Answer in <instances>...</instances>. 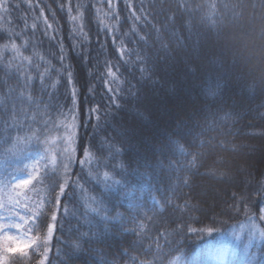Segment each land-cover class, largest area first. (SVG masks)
<instances>
[{"label":"trees","instance_id":"obj_1","mask_svg":"<svg viewBox=\"0 0 264 264\" xmlns=\"http://www.w3.org/2000/svg\"><path fill=\"white\" fill-rule=\"evenodd\" d=\"M9 2L14 7L8 12L0 7V36H3V39H0V80L7 79L9 84H15L19 73H23L24 76L19 77L20 83L27 85L25 91H32L34 98L43 95L45 103L54 107L64 104L71 107L67 96L73 85L67 84L65 69L71 71L74 76V88L79 93L78 107L83 109L80 119L87 121L88 109L101 106L100 128L95 134L98 147L101 141L112 134L110 125L115 123L113 117L120 119L125 115L115 108L110 97L124 108L131 106L128 103L132 99L129 90H140L144 98V107L140 109L144 113V119L140 121L143 136L141 144L129 149L130 156L118 155L115 159H109L108 145L105 144L103 152L93 149V157L83 168L79 164L73 165V171L80 176L84 191L79 187L74 191L70 189V195L62 199V205H67L69 214L58 215L63 232H54L52 250L48 257L51 264H61L62 260L66 261V264H103L104 261H107V264H140L141 261H151L154 256H146L144 251L151 246L152 252H156L153 240L160 233H165L159 238L160 248L164 253L171 248L170 255L161 253L164 264H249L253 256V264H264V239L260 238L257 230H264V221L258 219V214L250 219L242 206L239 212L229 207L232 201L228 200V196L239 189L231 183H218L212 178L197 177L196 183L202 185V188L193 190L181 182L185 175H188L190 182L192 180L191 174L183 170L192 160V156L185 157L179 148L174 154L161 152V146L166 145L170 137L175 138L173 133L183 129L184 134H188L181 121L185 120L193 109L202 108L207 89H215L219 85L223 111L216 114L215 120L209 116L203 134L195 141L196 147H189L184 141L180 142L181 146L192 154H207L210 149L207 146L199 147L200 141H205L206 145L208 142L213 145L225 144V149L216 147L214 154L198 157L197 164H203L199 167V172L213 169L217 175L224 172L234 177L237 184L246 179L243 174L237 173V166L246 167V162H250L254 176L264 170V160L261 159L259 151L264 149V138L254 139L248 135L253 131H264V119L260 118L264 116V107L261 106L264 105V37L261 36V28L264 27V9L261 4L264 0H244L247 8L226 10L225 30L231 50L225 57L219 55L210 37L200 54L192 57L188 69L180 73L178 85L164 84L155 87L151 82L141 80L135 55H132L130 60L128 56H124V60H129L128 64L119 62L120 72H114L119 76L118 80L113 81L111 76H104L108 81L105 84L100 77L107 72L105 60L117 63L122 47L130 53L139 52L148 57H155L160 45L157 41L158 34L151 25L154 23L157 28L160 27L161 18L153 20V6L155 11H159L160 0H113V8H109L106 0ZM177 2L178 0H167L164 11L171 15ZM185 2L192 18L198 21L200 16L209 11L210 4L231 5L235 0ZM141 3L144 6L143 13L138 11ZM128 4L132 7L126 6ZM17 5L18 7H15ZM61 5H65L63 10ZM78 5L85 7L77 10ZM252 5H255V8ZM68 7L72 8L71 16L84 13V19L71 20ZM234 12H240L241 19L231 23L229 21ZM133 13L141 19L137 20ZM184 18L189 19L188 12L184 13ZM25 19L27 29L24 28ZM45 19L52 28H47ZM33 24L36 25L35 29L31 27ZM198 27L201 31H206L202 25ZM133 28L135 32L132 31ZM45 31L47 36L44 35ZM15 33L21 34L16 36ZM52 36L56 38L51 39ZM142 36L145 37L144 40L140 39ZM163 38L167 42L168 38ZM12 43L20 49V56H16L11 49ZM81 52L85 56L83 62L78 55ZM61 55L64 57L63 66ZM22 56L31 57L32 64L23 61ZM5 61H11V66H7ZM38 72L45 73L48 94H42L40 91ZM25 76H31L32 80H25ZM109 87L119 89V95L109 92ZM89 88L94 91H89ZM106 106H110L107 116L104 114ZM51 115L57 127L72 123V118L66 110L63 117L56 116L55 112ZM77 122L79 123V120ZM96 123V114L93 113L91 124ZM199 132L201 129H196L193 136ZM61 134L66 135L63 130L61 133L53 131L47 136H41L39 142L33 139L19 145L18 150H23L19 158L15 155L0 157V173L5 169L12 171L25 162L39 168L44 163L41 157L46 158L49 168L53 167V159L67 147V143L62 145L58 142ZM91 135L89 128V138ZM233 145L241 146L243 150L233 151ZM245 145L255 148L256 151L243 148ZM144 157H148L146 166ZM219 157L223 158L224 163H214ZM129 160L131 167L121 175V169L117 165L121 161L127 165ZM138 161L140 163H137ZM170 163L175 164L176 168L170 167ZM105 172H108L112 179L105 180ZM113 179L120 183L114 184ZM204 189L208 190L207 196L196 195ZM213 189L219 192V196L214 197ZM1 193L4 191H0ZM28 195L35 200L43 199L48 193L44 187L38 186V195L36 192H29ZM93 196L104 201V207L108 209L107 214L110 217H116L117 212L121 213L119 219L105 222L106 227L103 228V235L99 240L95 234L98 232L96 225L100 216L90 211L98 207L90 199ZM186 200L195 206L194 210L189 211L182 207ZM113 204L116 205L115 211H112ZM175 205H180L181 208L177 209ZM252 211L256 212L255 205H252ZM103 214L101 212V215ZM88 220L92 223L89 224ZM141 223L144 224L143 228L140 227ZM184 224L204 231L187 232L184 229V234L177 235L175 229ZM208 228L212 229L211 234L207 232ZM77 229L79 232H87L88 237L84 239L90 237L93 243L86 244L81 239L80 251L57 243V238L68 242L76 240L79 235ZM12 232L14 234L15 230ZM44 234L46 229L41 231V235ZM177 247H181L182 251L176 252ZM57 249H60L59 257ZM36 259L33 257L31 264H36Z\"/></svg>","mask_w":264,"mask_h":264},{"label":"snow or ice","instance_id":"obj_2","mask_svg":"<svg viewBox=\"0 0 264 264\" xmlns=\"http://www.w3.org/2000/svg\"><path fill=\"white\" fill-rule=\"evenodd\" d=\"M109 8H113V0H106ZM161 8L159 11H155L153 15V20H157L160 17V27L157 28L153 23L151 26L154 31L158 34L157 41L159 42L160 48L157 50L155 57H148L139 52H128L123 47L120 51V57L117 63H110L105 60L104 66L107 68V72L100 77L101 81L105 84L108 83L104 79V76H111L113 81L119 79L118 75L115 73L120 72L119 62L123 61L124 64H128L132 55H135L138 71L141 73V80L145 82H151L153 87L163 86L164 84L178 85L180 83L179 75L181 72L186 71L192 62V57L199 55L204 48V44L211 37L213 40L214 47L218 50L221 57H225L226 54L231 50V45L228 42V34L225 30V19L227 16V11H231L239 7L240 9H245L248 7L244 0H235L231 5L223 4L217 5V3L210 4L209 11L204 15L199 17V20L192 18V13L188 9L185 0H178L176 8L172 10V14L168 15L164 9L167 7V0H160ZM132 7L131 4L126 5ZM0 7H3L6 12H8L14 6L9 2V0H2L0 2ZM15 7H18L15 6ZM61 10L64 9L65 5H61ZM80 7H85L83 5H78L77 10ZM255 8V5H252ZM261 8L264 9V3L261 4ZM227 10V11H226ZM72 8L68 7L69 18L71 20H83L84 13H79L77 16H71ZM140 12H144V6L141 3ZM188 12L189 19L185 20L184 13ZM43 14V12H41ZM150 15L152 13H149ZM163 14V15H162ZM55 15V14H53ZM135 16V13H133ZM137 20L141 19L140 16H135ZM253 18L254 13H253ZM241 19L240 12H234L231 18V23H236ZM264 19V17H262ZM45 24L47 28H52V25L48 23L45 19ZM198 25H202L206 31H201ZM28 25L26 23L24 28L27 29ZM32 29H35L36 25L33 24ZM82 30V28H81ZM135 32V28L132 29ZM187 33V35H185ZM21 33H15L19 36ZM162 34V35H161ZM44 35H48L45 31ZM261 36L264 37V27L261 28ZM163 37H167V42H165ZM52 36L51 39H55ZM3 39V36H0ZM11 39V37H9ZM144 40L145 37H140ZM115 43V40L113 41ZM7 47V45L5 46ZM75 47V45H73ZM102 47V46H101ZM83 48V44H81ZM11 49L16 54L20 56V49L15 43L11 44ZM63 53V48L60 49ZM39 55V54H37ZM80 60L83 62L85 60L84 53L78 54ZM124 56H128L129 60H124ZM63 55L60 56L61 65L63 66ZM23 61H27L29 65L32 64V59L29 56H22ZM90 63V59L88 61ZM7 66H11V61H5ZM39 67L38 65L36 66ZM114 70V71H113ZM19 73V69H17ZM47 72V69H45ZM67 75V84L73 85L72 90L69 92L67 99L71 103V107L68 104L60 106H52L49 103H45L43 100V95L39 98H34L32 91H25L27 87L26 84L20 83V76H24L23 73H19L17 77V82L15 84H9L7 79L0 80V157L8 158L10 155H15L17 158L20 157L22 149L18 150V146L24 144L28 141L35 139L37 142L40 141L41 136H47L51 132L55 131L57 133H63L58 137V142L60 144L67 143V147L63 148L61 152L53 159V167L49 168L46 158L41 157L44 161L41 167L36 168L29 163H23L22 166L14 168L12 171L5 169L0 173V191L6 193V198H0V264H31L33 257L36 259V264H51L49 260V252L52 250V238L54 232H63V225L60 224L58 220V215L61 213L69 214L67 205H62V199L69 196L71 189L74 191L77 187L84 191L83 185L80 183V176L74 173L73 165L79 164L81 168L89 162L93 157V149L95 148L98 152H103V146L108 145V158L115 159L118 155L130 156L131 153L129 149L135 148L138 144H141L143 129L141 127L140 121L144 119V113L140 110L144 107V98L142 97L140 90L132 92L129 90V96L132 98L128 101L131 105L128 108L122 107L121 104L117 103L112 97L113 104L117 110L124 112V116L120 119H116L113 125H110L112 129V134L107 136L105 140L100 142L99 147L95 143L96 131L100 128L99 121L101 119L100 111L101 106L97 105L95 108L88 109V119L84 121L80 119L83 113L82 107H78V97L79 93L74 88V76L71 71L65 69ZM38 79L40 81V91L42 94L47 93V85H45V73L38 72ZM25 80H32L31 76H25ZM264 83V81H262ZM135 87V86H133ZM89 91H94V89L89 88ZM109 92H113L119 95V89H113L109 87L107 89ZM35 91V89L33 90ZM133 100L135 103H133ZM82 103V102H80ZM223 99L220 94V86L217 85L215 89H207L205 93V102L200 109H193L192 113L186 117L185 120L181 121V124L187 128V135L184 134L183 129L173 133V137H170L166 145L161 146V152L175 153V150L179 148V151L185 156H192V160L188 162V165L183 169L185 172L190 173L192 180L190 182L188 175H185L182 179V183L190 188H202V185L196 183V178H212L218 183H231L233 187H237L239 191H233L228 196V200L232 201L229 205L233 210L239 212L241 206L244 209L246 215L249 218L257 216L260 221H264V170L260 171L258 175H253V165L250 162H246V167L241 165L237 166V173L243 174L246 179L241 180L239 184L236 183L234 177L228 176L227 173L221 172L217 175L216 171L210 170L204 173L199 172V167L203 164L198 165V157H203L205 155L214 154L215 148L225 149V144L219 143L218 145H213L210 142L200 141L199 147L203 148L207 146L210 152L196 153L192 154L187 152L183 146H181V141H184L189 147H196V139L199 135L203 134V129L208 122L209 116L215 120L216 114L223 111ZM264 107V105H261ZM43 109V110H41ZM65 110L68 115L72 118V123L70 125L56 126L54 117L51 115L52 112L56 113V116H65ZM110 111V106L104 108L105 116L108 115ZM96 114L95 125L91 124L92 114ZM39 115V119H37ZM264 119V116L260 117ZM79 120V123L77 122ZM250 127H255L250 125ZM89 128H91V138H89ZM201 129V132H196V129ZM71 129V130H69ZM83 130V131H81ZM248 135L251 138H264V131L260 132H250ZM192 139H189V137ZM214 139V138H213ZM243 148H248L249 151H256L255 148L245 145ZM233 151H242L241 146H232ZM261 159L264 160V149H260ZM144 166L147 165L148 157H144ZM137 163H140L139 161ZM214 163H224L223 158L219 157ZM107 167V165H106ZM121 169V175L127 168L131 167V160L127 162L121 161L117 165ZM170 167L176 168L175 164L170 163ZM178 171L180 169H177ZM105 180L112 179L108 172L103 174ZM227 177V179H226ZM250 177L251 179H248ZM179 180L180 178L177 177ZM114 184H119L120 181H112ZM38 186H42L46 189L48 195L43 199L33 200L28 193L36 192L38 195ZM194 186V187H193ZM251 186V187H250ZM215 196H219V192L215 189L212 190ZM14 194V195H13ZM208 195V190L204 189L202 193H196V195ZM90 199L95 202L98 207L90 209V211L95 212L100 216V220L97 221L98 232L97 239L103 235V228L106 227L105 222L110 219H119L121 213L117 212L116 217H110L108 209L104 207V201L98 200L96 197H90ZM228 201H225L227 203ZM110 203V201H109ZM171 203V201H168ZM252 205L256 206V212L252 211ZM177 209L181 208L180 205H175ZM184 209L192 211L195 206L190 204L188 200L182 206ZM116 205H112V211H115ZM139 212V209H137ZM101 212L104 214L101 215ZM49 214L50 221L49 222ZM15 217L16 219H13ZM150 219V218H149ZM197 223L201 221H196ZM91 224L92 221L88 220ZM141 228L144 224L141 223ZM46 229V234L41 235V231ZM184 229L187 232L204 231V229H194L188 227L186 224L175 229L177 235L184 234ZM12 230H15L13 234ZM259 235L261 239H264V230H259ZM79 232V229H77ZM207 232L211 234L212 229L208 228ZM165 235V233H160L156 238H154L153 243L156 245V252L153 253L151 246L144 251V255H153L154 259L151 261H141L140 264H164V259L161 253L164 255L171 254V248L167 253L160 248L159 238ZM88 237L87 232H79L76 240L71 242L63 241L57 238V243L65 244L67 247L74 249L75 251L82 250V245L80 243L81 239L84 243L91 244L93 241ZM143 248V245L140 246ZM176 252H181L182 248H175ZM60 249H57V257H59ZM179 259V257H177ZM255 257L253 256L252 261L249 264H253ZM61 264H66V261H61ZM103 264H107L104 261ZM170 264H175V262H170Z\"/></svg>","mask_w":264,"mask_h":264},{"label":"rangeland","instance_id":"obj_3","mask_svg":"<svg viewBox=\"0 0 264 264\" xmlns=\"http://www.w3.org/2000/svg\"><path fill=\"white\" fill-rule=\"evenodd\" d=\"M14 195V194H13ZM0 198H6V193L4 192L3 194H0Z\"/></svg>","mask_w":264,"mask_h":264}]
</instances>
